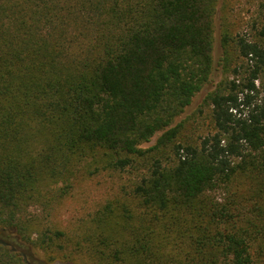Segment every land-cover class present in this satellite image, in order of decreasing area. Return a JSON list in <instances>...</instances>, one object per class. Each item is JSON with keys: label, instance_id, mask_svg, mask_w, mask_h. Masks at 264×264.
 I'll list each match as a JSON object with an SVG mask.
<instances>
[{"label": "trees", "instance_id": "obj_1", "mask_svg": "<svg viewBox=\"0 0 264 264\" xmlns=\"http://www.w3.org/2000/svg\"><path fill=\"white\" fill-rule=\"evenodd\" d=\"M218 4L0 0V264H34L23 247L40 264H264V11L253 38L220 33L207 129L174 124L215 70ZM97 177L113 194L60 225Z\"/></svg>", "mask_w": 264, "mask_h": 264}, {"label": "rangeland", "instance_id": "obj_2", "mask_svg": "<svg viewBox=\"0 0 264 264\" xmlns=\"http://www.w3.org/2000/svg\"><path fill=\"white\" fill-rule=\"evenodd\" d=\"M264 0H219L218 10L215 22V44L214 59L215 70L210 82L194 97L192 103L176 119L175 123L185 120L184 132L186 135L198 137L207 129V109L201 110L202 100L205 94L214 88L216 83L221 79L222 71L219 65V59L222 54L220 44V33L228 30L232 35L240 34L247 38H253L255 31L253 24L263 19ZM160 133H157L149 142L144 143L143 147H149L156 142ZM82 187H87L83 193L75 192L68 197L65 204L57 213L56 221L66 227L73 223L72 219L77 216H85L93 211L97 205L106 197L113 194L116 188L114 180H105L103 177H97ZM215 196L222 197V192L217 190ZM8 240L16 241L15 237H9ZM24 253H28L30 260L34 264H40L45 258L41 250L30 247H23ZM52 264H63L54 262Z\"/></svg>", "mask_w": 264, "mask_h": 264}]
</instances>
